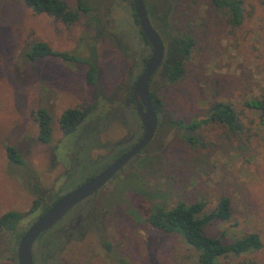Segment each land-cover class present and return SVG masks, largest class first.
I'll return each mask as SVG.
<instances>
[{
  "label": "rangeland",
  "instance_id": "rangeland-1",
  "mask_svg": "<svg viewBox=\"0 0 264 264\" xmlns=\"http://www.w3.org/2000/svg\"><path fill=\"white\" fill-rule=\"evenodd\" d=\"M64 1L77 9L78 0ZM80 1L89 13L65 25L34 13L22 0H0V216L24 214L19 228L26 229L55 195L68 193L104 168L137 124L125 100L151 48L133 49L140 29L130 0ZM242 1L244 21L232 28L207 0H149L159 10L173 6V32L194 38L184 75L174 84L152 77L150 91L163 104L153 140L92 201L70 210L37 239V262L196 264V253L179 235L144 224L148 198L167 209L201 201L208 212L226 197L231 219L212 222L205 234L230 242L255 233L262 248L219 264H264V116L245 107L247 101L264 100V0ZM35 43L94 62L96 88L86 84L83 62L52 55L29 60L26 52ZM214 102L234 107L239 132L217 124L193 132L169 127L170 120L206 118ZM72 108L93 111L74 135L64 136L59 117ZM37 109L52 117L49 144L37 139ZM141 134L137 129V137ZM187 136L197 143L190 144ZM8 146L18 151L24 166L9 161ZM36 201L40 207L30 212ZM83 208L92 212L79 230L60 234Z\"/></svg>",
  "mask_w": 264,
  "mask_h": 264
},
{
  "label": "trees",
  "instance_id": "trees-1",
  "mask_svg": "<svg viewBox=\"0 0 264 264\" xmlns=\"http://www.w3.org/2000/svg\"><path fill=\"white\" fill-rule=\"evenodd\" d=\"M22 1L28 8L32 9L34 13L51 16L65 25H72L79 20L80 14L89 13V9L85 7L80 0L77 1L76 10H72L64 0ZM143 2L150 22L159 32L166 46L164 60L161 64L160 76L169 84L177 83L184 75V62L188 59L193 49L194 38L188 32H173V23L175 22V18L173 17L175 9L173 6L159 10L158 8L160 6L157 3L154 6L149 0H143ZM207 2L232 28L239 27L243 23L244 8L242 0H207ZM130 4L132 5V0H130ZM132 12L136 25L139 27L134 9ZM137 44L142 47L149 46V43L140 30L137 34ZM133 49L135 50V45H133ZM51 55L57 56L64 61L85 63L88 67L85 75L86 84L92 89L96 88L98 85V71L94 62L90 60H81L67 53L54 52L44 43L32 44L26 52V57L31 61L36 60L38 57ZM142 59H144L143 63H145L147 57H142ZM131 92L132 89L128 97L132 96ZM149 98L156 114L159 115L162 112L163 104L162 101L150 91V82ZM245 107L250 110L259 111L260 114L264 116V100L247 101ZM92 109L93 108L80 110L72 108L63 111L58 121L63 135H74L78 131L80 125L89 116V113L93 111ZM34 117L38 127V141L43 144H49L52 137L51 115L45 109H37L34 112ZM206 124L220 125L227 128L231 133H237L241 130L236 110L231 104L226 102L212 103L207 110V117L204 119L193 120L191 122L170 120L169 127L176 130L193 132ZM160 125L159 123L158 126ZM186 140L190 144L197 143V140L191 136H187ZM6 152L11 163L24 166L20 154L14 147L8 146ZM148 202L149 206H146V213L143 218L144 224L161 233L179 235L196 253V264H219L221 259L229 256L257 252L262 248L261 239L255 233L233 239L230 242H225L221 238L211 237L205 234L204 228L209 226L212 222H227L231 219V204L230 200L226 197H221L216 207L208 212H206V204L201 201L191 204L179 202L170 209L152 204L149 198ZM40 205V202L36 201L30 212L37 210ZM49 206L50 205L43 207L41 214H43ZM24 218V214L14 211L3 213L0 216V241L3 243L2 249H0V258L4 256L0 261L3 258L15 259L14 254L18 242L25 230L19 228Z\"/></svg>",
  "mask_w": 264,
  "mask_h": 264
},
{
  "label": "water",
  "instance_id": "water-1",
  "mask_svg": "<svg viewBox=\"0 0 264 264\" xmlns=\"http://www.w3.org/2000/svg\"><path fill=\"white\" fill-rule=\"evenodd\" d=\"M132 5L139 29L151 48L150 56L132 88V101L143 129L141 139L132 149L118 157L101 172L62 195L26 229L17 246L16 259L18 264H34L32 248L37 239L56 225L73 207L107 184L154 137L158 119L149 98L148 85L164 60L165 47L158 32L150 22L143 0H132Z\"/></svg>",
  "mask_w": 264,
  "mask_h": 264
},
{
  "label": "flooded vegetation",
  "instance_id": "flooded-vegetation-1",
  "mask_svg": "<svg viewBox=\"0 0 264 264\" xmlns=\"http://www.w3.org/2000/svg\"><path fill=\"white\" fill-rule=\"evenodd\" d=\"M153 25V24H152ZM154 27V26H153ZM155 28V27H154ZM155 30H156V28H155ZM157 31V30H156ZM158 32V31H157ZM158 34H159V32H158ZM159 36H160V34H159ZM160 38H161V40H162V37L160 36ZM163 42V41H162ZM163 44H164V42H163ZM135 45V48H137V45L138 44H134ZM150 46V45H149ZM164 47H165V51H166V46H165V44H164ZM150 56V55H149ZM165 56V55H164ZM148 59V58H147ZM145 63H146V61H145ZM145 63H144V65H145ZM144 68V67H143ZM160 73H161V65H160V67L157 69V71L155 72V74L154 75H159L160 76ZM154 75L152 76V77H154ZM151 80H152V78L150 79V83H151ZM133 88V87H132ZM148 90H149V85H148ZM132 93V92H131ZM125 108L130 112V110H131V112H133L134 113V117L136 118V122H137V124H135V129H133V132L130 134V136L127 138V139H125L124 141H123V145H124V148H123V150H121V152H119V154H117L116 156H114L113 158H112V160L107 164V165H105V167L104 168H102L100 171H98L97 173H95V174H93L92 176H90L89 178H87V179H85V181H83L82 183H84V182H86L87 180H89L91 177H93L94 175H96V174H98L99 172H101L103 169H105L106 167H108L110 164H112L118 157H120L121 155H123L124 153H126V152H128L130 149H132L139 141H140V139H141V136H142V134H141V136L140 137H137V135H136V133H137V129H141V131H143V129H142V125H141V123H140V121H139V118H138V115H137V112H136V108H135V105H134V103H133V101H132V96L131 97H128L126 100H125ZM128 113V112H127ZM132 113V114H133ZM157 115V114H156ZM157 119H158V115H157ZM158 125H159V122H158ZM157 128H158V126H157ZM156 131H157V129H156ZM156 131H155V134H156ZM155 134H154V136H155ZM154 138V137H153ZM153 140V139H152ZM151 140V141H152ZM151 141H150V143H151ZM150 143H148V145L150 144ZM148 145H146L136 156H138V155H141L142 154V152L148 147ZM81 146V149H82V147H83V145H80ZM135 156V157H136ZM133 159V158H132ZM131 159V160H132ZM130 160V161H131ZM129 161V162H130ZM129 162L125 165V166H127L128 164H129ZM124 166V167H125ZM124 167H122L112 178H111V180H113V179H115L119 174H120V172L123 170V168ZM111 180L109 181V182H111ZM108 182V183H109ZM107 183V184H108ZM107 184H105L102 188H100L96 193H98L100 190H102ZM96 193H94L93 195H91L90 197H88L87 199H85L84 201H82V202H80L78 205H76L75 207H73L71 210H72V212L71 213H73L75 210H76V208H78V207H80V206H83V205H85V204H87L88 202H90V201H92V198H93V196L96 194ZM62 195H55L54 196V198L53 199H51V201H49V203L48 204H44L43 206H42V208H41V212H40V214L42 213V210H43V207H45V206H47V205H52L57 199H59L60 197H61ZM56 197H59V198H56ZM56 199V200H55ZM49 206V207H50ZM34 212V211H33ZM91 212H92V210H88L87 208L84 210V208H83V210L80 212V213H78L77 214V216H76V221L74 222V224H72V225H69V228L68 229H63V230H61L60 231V234H65V232H66V234H70V233H73V232H77V230H79V228H80V223H81V221H82V219L85 217V215L86 214H91ZM70 213V214H71ZM38 215V217L36 218V219H38L41 215ZM61 221V220H60ZM34 221H32V223H33ZM32 223H30L27 227H26V229L32 224ZM61 223V222H60ZM59 223V224H60ZM58 224V225H59ZM57 225V226H58ZM55 226V225H54ZM53 226V227H54ZM52 227V228H53ZM26 229L24 230V232L26 231ZM51 230V229H50ZM48 232V231H47ZM40 241V240H39ZM38 241V242H39ZM38 242L36 243V245H33V248H32V257H33V262H34V264H45L43 261L42 262H37V257H36V254H35V249H36V246L38 245ZM35 244V243H34ZM18 246V245H17ZM16 251H17V248H16ZM2 257H4V256H2ZM14 257H15V259H13V258H3L1 261H0V264H4L5 262V264H18L17 263V259H16V252H15V254H14Z\"/></svg>",
  "mask_w": 264,
  "mask_h": 264
}]
</instances>
